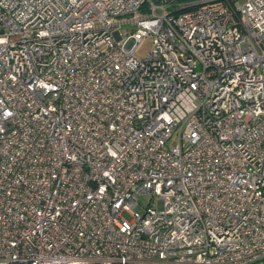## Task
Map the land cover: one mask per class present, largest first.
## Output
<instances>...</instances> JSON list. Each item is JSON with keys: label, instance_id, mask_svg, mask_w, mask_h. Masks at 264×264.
Masks as SVG:
<instances>
[{"label": "built area", "instance_id": "built-area-1", "mask_svg": "<svg viewBox=\"0 0 264 264\" xmlns=\"http://www.w3.org/2000/svg\"><path fill=\"white\" fill-rule=\"evenodd\" d=\"M0 264H264V0H0Z\"/></svg>", "mask_w": 264, "mask_h": 264}, {"label": "rangeland", "instance_id": "rangeland-1", "mask_svg": "<svg viewBox=\"0 0 264 264\" xmlns=\"http://www.w3.org/2000/svg\"><path fill=\"white\" fill-rule=\"evenodd\" d=\"M171 10H175L176 7L175 6H171L170 7ZM126 18H129L126 17ZM124 17H121L119 20L122 21L124 20ZM122 28H128V31L131 32L135 29L134 25L131 23H124L121 25ZM153 46V36L149 35L146 38H144V40L142 41V43L139 45L138 50L136 51V56L139 58H144L148 52L150 51V49ZM150 199L148 196H143L140 198V205L138 206V210L139 211H144L145 207L150 205V206H156L155 202L154 203H149Z\"/></svg>", "mask_w": 264, "mask_h": 264}, {"label": "water", "instance_id": "water-1", "mask_svg": "<svg viewBox=\"0 0 264 264\" xmlns=\"http://www.w3.org/2000/svg\"><path fill=\"white\" fill-rule=\"evenodd\" d=\"M157 2H161V1H164V0H156Z\"/></svg>", "mask_w": 264, "mask_h": 264}, {"label": "trees", "instance_id": "trees-1", "mask_svg": "<svg viewBox=\"0 0 264 264\" xmlns=\"http://www.w3.org/2000/svg\"><path fill=\"white\" fill-rule=\"evenodd\" d=\"M178 1H181V0H178ZM184 1V0H183ZM175 10H177V9H175ZM172 11H174V10H172Z\"/></svg>", "mask_w": 264, "mask_h": 264}]
</instances>
